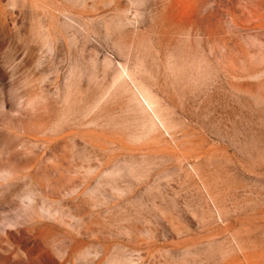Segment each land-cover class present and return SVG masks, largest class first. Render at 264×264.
Instances as JSON below:
<instances>
[{
  "label": "rangeland",
  "instance_id": "rangeland-1",
  "mask_svg": "<svg viewBox=\"0 0 264 264\" xmlns=\"http://www.w3.org/2000/svg\"><path fill=\"white\" fill-rule=\"evenodd\" d=\"M0 264H264V0H0Z\"/></svg>",
  "mask_w": 264,
  "mask_h": 264
}]
</instances>
